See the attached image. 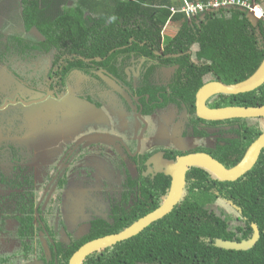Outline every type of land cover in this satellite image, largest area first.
<instances>
[{
    "label": "flooded vegetation",
    "instance_id": "af4514ba",
    "mask_svg": "<svg viewBox=\"0 0 264 264\" xmlns=\"http://www.w3.org/2000/svg\"><path fill=\"white\" fill-rule=\"evenodd\" d=\"M11 6H14L15 14L19 15L18 19L24 27L21 17L23 9L21 0L3 1V9H0V34L5 37L3 43L6 45L8 42L6 37L10 34L6 32V28H3L9 25L7 20ZM196 18L197 16L188 19L191 23ZM33 30L37 31L32 29L29 32ZM165 32L161 34L158 50L156 45L150 42L141 43L142 47L155 51L154 57L141 55L134 50L119 56L120 64L113 62L121 68L125 80L119 79L108 69L94 67L93 73L99 76L103 73L112 83L105 82L106 85L101 90L98 88V81L94 78L89 81V78L83 75L85 72L81 70L73 69L66 77L55 74L66 58L72 59L77 57L76 55H66L59 64L54 65L55 55L42 56L33 60L31 57L25 58L18 55L12 49L8 50L6 48L8 45L0 46V54L6 53L5 56L0 57V128H3V131L16 130L20 126L21 119L16 121V116L23 117V113L16 103L27 104V108H30L29 116H33L34 109L38 107L29 104L31 102H25L19 94L14 97L10 95L11 89L18 85L34 93H41V91L45 93L48 89L56 96L71 87L73 93L66 92L62 100H66L67 96L79 97L95 104L104 115L99 119L90 116L74 128L71 132L76 140L73 143L74 146L65 148V152L66 149H71V154L59 157H68V167H78L89 179L86 188H83L81 184L74 188L77 193L81 190L89 192L87 195L80 193L77 208L81 210L77 214L70 213L73 206L70 203L72 195L67 191L74 189L70 186L68 169L60 174H52L53 176L42 175L48 182L47 189L52 188V192L49 191L50 198L42 196L39 199L36 176L26 165L30 163L27 156L31 149L29 151L25 146H21L23 143L18 142L17 139L9 140V145L0 144V238L7 239V244L12 241L17 244L15 250L5 251L0 255V264H52V262L59 264L58 259L54 257L56 254L52 253L50 247L52 243L58 241L62 246H70L93 234L96 225L101 226L103 223L104 228L110 230L112 227L117 228V225L113 226V222L119 220L124 229L82 244L68 260L67 264H69L73 255L87 243L124 232L139 220L160 209L179 190L177 176L181 172L184 173V184L180 190L178 203L168 215L177 207L209 208V215L214 214L215 218L223 221L229 218L228 232L238 235L229 233L233 240H222L241 242L252 238L254 230L249 238L238 240L240 233L235 227L240 224L237 212H240L242 207L240 201L230 198L229 193L232 189L228 184L241 180L264 157V116L210 120L199 115L197 101L200 90L211 82H226L214 72H205L200 76L201 86L194 90L196 87L191 82L190 72L185 70L180 73L182 68L180 64L165 65V61L185 55L166 53L167 47L177 32L174 31V36L170 39L164 36ZM28 40L26 41L30 43L33 41ZM42 41L43 39L33 42ZM124 48L126 47H121V49ZM116 50L113 49L105 59ZM139 51L144 54L141 50ZM36 52L40 53L38 50ZM189 53L192 55L191 51ZM191 55L188 58L189 66L185 69L190 65L199 67L208 65L205 62L201 64L199 59ZM96 58L89 60L97 61ZM28 70L30 76L26 79L23 71ZM77 75L84 77L88 83L85 84L83 91L79 90L80 82L76 79ZM3 80L10 82L6 92L3 90ZM144 84L154 89L140 93L139 90ZM196 84L198 86V81ZM177 85L181 87L180 90L184 89L187 96L193 95L192 100L182 96ZM236 96L214 93L206 98L205 106L211 110L233 107L236 106ZM261 106L264 104L253 107ZM260 144L256 164L236 181L222 180L198 163L188 165L187 168L182 167L183 164L181 166L180 163L190 156L203 154L206 155L204 157L209 156L227 169H234L240 166ZM76 145L80 147L77 148ZM97 179H102V182L99 183ZM148 186H154L152 190L154 192H150ZM156 200L157 207L127 225L130 215L135 213L134 209H144V207L150 209ZM53 206H56L57 210H54ZM14 209H25L29 214L33 210L35 233L26 242L35 247L34 252L28 254V258H24V252L21 253L19 248L20 239L16 233L18 225L8 217L13 214ZM55 218L58 219L56 224H54ZM198 219L202 218L198 217ZM67 224L71 226L78 224L77 228L79 231L82 230L80 236L70 233L66 236L62 235V232L67 231ZM202 239L208 244L212 242V237ZM216 239L221 238L214 240ZM114 245L93 253L103 252ZM177 253L181 252L177 251Z\"/></svg>",
    "mask_w": 264,
    "mask_h": 264
},
{
    "label": "trees",
    "instance_id": "16d2710c",
    "mask_svg": "<svg viewBox=\"0 0 264 264\" xmlns=\"http://www.w3.org/2000/svg\"><path fill=\"white\" fill-rule=\"evenodd\" d=\"M3 1L0 0V3ZM187 1L205 3L208 0ZM21 2L25 30L29 32L37 29L43 41L33 42L18 35H10L6 37V48L33 60L55 55L54 65L59 64L66 55H76L72 59L66 58L55 74L66 77L73 69L81 70L86 73L83 75L89 81L91 78L98 81L100 90L106 84L97 73H93L94 67L108 69L119 79L125 80L121 68L115 65L120 64L118 57L134 50L141 55L154 57L155 51L142 47L141 43L150 42L158 50L161 34L170 23L178 31L166 53L185 55L167 60L165 65L180 64V73L185 70L190 72L191 82L196 87L194 90L201 86L200 76L205 72H214L224 82L235 84L253 76L264 62V23L259 22L254 26L248 18L249 12L238 7L206 12L190 23L183 13L173 14L172 11L180 10L183 0H77L71 5L69 0ZM4 40L5 37L0 34V46H7L3 43ZM124 46L126 48L121 49ZM113 49L117 50L105 59ZM5 54L1 53L0 57ZM190 55L199 59L201 64L205 62L208 65H190L185 69L189 66ZM96 57L103 60L87 61ZM29 73V70L23 71L26 79L30 76ZM179 88L181 87L177 85L182 96L192 100L193 95L187 96L184 89ZM151 89L154 88L144 84L139 92H150ZM235 102L236 106L246 107L264 104V85L254 92L237 95ZM228 185L232 189L230 198L240 201L242 207L237 212L240 224L235 227L240 233L241 239L238 240L249 238L253 234V226H257L260 232V238L252 249L234 251L216 247L215 238L233 240L229 233L238 236L228 232L229 218L225 221L215 218L214 214H208L209 208L183 206L177 207L170 215L150 225L140 234L103 252L93 253L83 264H264V157L250 173ZM153 189L154 186H148L150 192H154ZM157 206L156 200L150 209H134L135 213L130 215L127 225ZM12 213L8 217L18 225L16 233L20 239L19 248L21 253L24 252V258H28L35 247L26 242L35 233L33 210L29 214L25 209H14ZM198 217L202 219L199 220ZM114 225L117 228L112 227L110 230H106L103 223L101 226L96 225V232L93 230V234L70 246H62L56 241L50 246L52 253L56 254L54 257L59 264H67L82 244L124 229L119 220L113 222ZM207 237H212L209 244L202 239Z\"/></svg>",
    "mask_w": 264,
    "mask_h": 264
},
{
    "label": "rangeland",
    "instance_id": "374dc122",
    "mask_svg": "<svg viewBox=\"0 0 264 264\" xmlns=\"http://www.w3.org/2000/svg\"><path fill=\"white\" fill-rule=\"evenodd\" d=\"M12 1L15 2L17 0ZM76 1L77 0H69V4L71 5ZM2 4L3 2L0 3V9H3ZM9 13L10 16L7 20L9 25H6L3 28H6V32L8 34L26 37L33 41H41L43 39L42 36L35 30L28 33L24 30L21 20L18 19L19 15L17 13L15 14L14 6L10 7ZM165 31L166 32L164 33V36L168 39L174 36V31L177 32L174 24L172 23L169 24ZM100 76L106 83L108 82L112 84L103 73H101ZM76 79H78L80 82L79 90L83 91L85 84L88 83L81 75H77ZM9 83V81L3 80L2 85L4 91L8 90ZM71 89L72 88L69 87L66 92H69L68 94H72L73 90ZM66 92L60 93L58 96H56L54 92L48 89H46L45 93L43 91H41V93H34L33 91H28L25 87L19 85L12 88L10 94L12 97L19 94L25 102H31L29 104H33L32 106L37 105L38 107L34 109L35 114L33 116H29L28 111L30 108H27V104L23 102L16 103L21 108L23 113V117L20 115L16 116V121L21 119L19 128L9 131H3V128H0V144L6 143V145H9V140L14 139L15 141V139H17L18 142L23 143L21 146H25L28 150L31 149L30 154L27 156L30 163H26V165L31 168L34 175L36 176L38 188L37 198L49 196L52 192V188L47 189L48 182L46 181V178L42 177V175L50 176L52 174H60L65 169H68L67 172L71 183V189H74L80 184L84 186L83 188H86L89 184L88 176L85 175L84 172H81L78 167H68V157H59L60 155L71 154V149H66L65 152V148L66 146L68 147L70 145L74 146L73 143L76 140L71 134L74 128H76L81 122L88 119L90 116L99 119L104 117V115L100 111H89L88 109L79 107L73 102H66L71 99L66 98V101L62 100ZM76 147L78 148L80 145H76ZM98 182L101 183L102 179H99ZM75 190L76 189L67 191L72 195V200L70 202L71 205H73L70 210V213L72 214H77L79 213V210H81L80 208H77V199L80 198V193H85L86 195L89 193L86 191L82 192V190L81 192L77 193ZM64 198L65 195L63 196V199ZM53 208L54 210H57L56 206H53ZM63 211L65 214V209H63ZM55 219L56 220L54 221V224H56L58 221L57 218ZM77 226L78 224L76 226L67 224V231L62 232V235L66 236L70 233L79 237L82 230L79 231ZM12 228L14 229L15 225ZM7 242V239L0 238V255L5 251H12L17 248V244L15 242L12 241L8 244Z\"/></svg>",
    "mask_w": 264,
    "mask_h": 264
},
{
    "label": "water",
    "instance_id": "95a60500",
    "mask_svg": "<svg viewBox=\"0 0 264 264\" xmlns=\"http://www.w3.org/2000/svg\"><path fill=\"white\" fill-rule=\"evenodd\" d=\"M250 21L257 26L259 23L258 18L253 14L250 13L248 15ZM36 31V30H35ZM38 33V32H37ZM97 61H101L102 58L97 57ZM90 61L91 60H87ZM264 85V62L262 63L261 67L258 71L248 78L245 81L238 82L235 84H226L223 82H211L204 86L199 94H198V101L197 107L199 115L201 114L203 117L208 118L210 120L216 119H231V118H250V117H260L264 116V106L261 107H243V106H233V107H225L221 109H207L205 106L206 98L214 93H224V94H231V95H239V94H246L250 93L261 86ZM67 98H71V100H64L66 102H73L77 104L79 107H83L85 109L90 110H97L100 111L92 102L81 99L79 97L67 96ZM260 145L254 148L253 151L247 159L238 167L234 169H227L218 161L210 158L209 156L204 157L206 155H194L188 157L185 161L182 160L181 166L187 168V166L192 164H201L205 168L209 169L213 173H215L219 178L225 181H236L249 172L258 159V151L260 149ZM203 156V158H202ZM184 162V163H183ZM179 184V190L177 193L173 194V196L156 212L144 217L143 219L139 220L135 224H133L129 229L125 230L124 232L110 235L104 238H100L94 240L92 242L87 243L83 247H81L71 258L69 264H82V262L93 252L102 249L107 246H112L118 242L124 241L129 239L139 233H141L144 229L148 226L153 224L154 222L164 218L167 216L174 208L175 205L178 203L179 194L181 187L184 184V173L181 172L177 176ZM254 234L252 238L248 240H243L241 242L236 241H229V240H222L216 239L214 245L218 248L225 249V250H234V251H248L252 249L257 241L260 238V232L257 226H253Z\"/></svg>",
    "mask_w": 264,
    "mask_h": 264
},
{
    "label": "built area",
    "instance_id": "2783aa9c",
    "mask_svg": "<svg viewBox=\"0 0 264 264\" xmlns=\"http://www.w3.org/2000/svg\"><path fill=\"white\" fill-rule=\"evenodd\" d=\"M184 4L180 10L172 9L173 13H183L187 18L204 15L206 12L227 8H241L253 13L264 23V0H208L207 2H189L183 0Z\"/></svg>",
    "mask_w": 264,
    "mask_h": 264
},
{
    "label": "crops",
    "instance_id": "0c3cea01",
    "mask_svg": "<svg viewBox=\"0 0 264 264\" xmlns=\"http://www.w3.org/2000/svg\"><path fill=\"white\" fill-rule=\"evenodd\" d=\"M5 1V0H4Z\"/></svg>",
    "mask_w": 264,
    "mask_h": 264
}]
</instances>
